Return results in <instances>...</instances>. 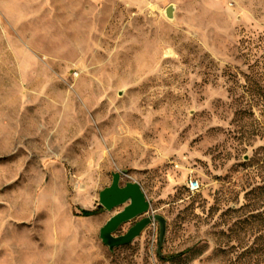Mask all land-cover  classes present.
<instances>
[{
  "label": "rangeland",
  "instance_id": "rangeland-1",
  "mask_svg": "<svg viewBox=\"0 0 264 264\" xmlns=\"http://www.w3.org/2000/svg\"><path fill=\"white\" fill-rule=\"evenodd\" d=\"M260 87L264 0H0V264H264ZM113 172L189 251L108 249Z\"/></svg>",
  "mask_w": 264,
  "mask_h": 264
},
{
  "label": "water",
  "instance_id": "water-1",
  "mask_svg": "<svg viewBox=\"0 0 264 264\" xmlns=\"http://www.w3.org/2000/svg\"><path fill=\"white\" fill-rule=\"evenodd\" d=\"M167 17L172 18L173 6L168 5L165 8ZM120 173L113 172L112 180L109 186L99 191V204L107 210L125 204L124 207L110 216L99 229L101 241L113 250L115 247L130 243L134 238L139 236L143 229L152 221L158 222V248L157 253L161 255V245L166 232V218L162 214H147L150 201L146 198L141 186L136 181H127L120 184ZM137 219L129 228L119 235L114 232L122 224Z\"/></svg>",
  "mask_w": 264,
  "mask_h": 264
},
{
  "label": "trees",
  "instance_id": "trees-1",
  "mask_svg": "<svg viewBox=\"0 0 264 264\" xmlns=\"http://www.w3.org/2000/svg\"><path fill=\"white\" fill-rule=\"evenodd\" d=\"M260 90L264 92V88L260 87ZM255 190H258L259 194L264 193V183L261 184L260 186H257L255 188ZM100 209V205H98L97 207L93 208V209H81L80 210V214L82 216H89V215H93L95 213H97ZM260 216V215H259ZM190 248H186L180 252L174 253V254H169V255H159L160 258L162 259H167V260H172L175 259L178 256H181L182 254H184L185 252L189 251Z\"/></svg>",
  "mask_w": 264,
  "mask_h": 264
},
{
  "label": "built area",
  "instance_id": "built-area-1",
  "mask_svg": "<svg viewBox=\"0 0 264 264\" xmlns=\"http://www.w3.org/2000/svg\"><path fill=\"white\" fill-rule=\"evenodd\" d=\"M186 185H187L188 191L191 193L198 191L200 188L199 181L196 178H189Z\"/></svg>",
  "mask_w": 264,
  "mask_h": 264
}]
</instances>
